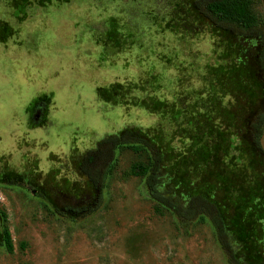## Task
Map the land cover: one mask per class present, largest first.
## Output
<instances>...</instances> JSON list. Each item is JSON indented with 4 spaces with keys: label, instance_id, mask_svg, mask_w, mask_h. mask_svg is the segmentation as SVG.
I'll return each mask as SVG.
<instances>
[{
    "label": "rangeland",
    "instance_id": "rangeland-1",
    "mask_svg": "<svg viewBox=\"0 0 264 264\" xmlns=\"http://www.w3.org/2000/svg\"><path fill=\"white\" fill-rule=\"evenodd\" d=\"M190 2L0 0V264H228L206 217L182 231L149 197L140 144L94 154L97 202L79 162L123 130L153 143L167 184L216 204L242 258L263 263L264 122L261 152L250 123L264 76L255 48ZM251 7L264 19V0Z\"/></svg>",
    "mask_w": 264,
    "mask_h": 264
},
{
    "label": "trees",
    "instance_id": "trees-1",
    "mask_svg": "<svg viewBox=\"0 0 264 264\" xmlns=\"http://www.w3.org/2000/svg\"><path fill=\"white\" fill-rule=\"evenodd\" d=\"M253 0H191L190 5L197 14L207 21L210 26L224 31L234 37L243 51L255 48L256 60L264 76V19L255 13L251 7ZM264 122V109L255 114L250 126V139L253 147L261 152L259 136ZM140 144L148 152V167L144 175V184L149 197L158 205L174 214L182 231H186L188 224L200 217H206L211 224L216 240L222 249L228 264H251L244 260L240 253V243L236 241L234 227L226 224V220L219 212L216 204L203 195H183L176 193L168 184L167 176L161 167V153L150 141L143 138L139 132L123 130L100 138L96 146L86 151L79 162V170L84 174L96 190V200L100 199L101 186L96 175H92L89 166L94 164V154L104 148L106 154L122 144ZM68 208L77 213L76 202L68 204ZM85 209L84 211H91ZM264 219H260L261 232L264 241ZM230 225V224H229ZM3 239L7 250H10V238L6 229ZM264 264V261L263 263Z\"/></svg>",
    "mask_w": 264,
    "mask_h": 264
}]
</instances>
